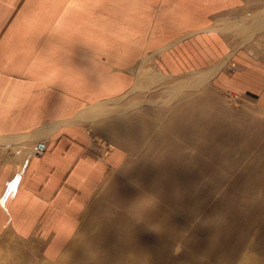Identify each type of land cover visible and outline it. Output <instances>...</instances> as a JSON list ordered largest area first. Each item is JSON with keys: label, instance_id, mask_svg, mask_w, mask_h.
<instances>
[{"label": "crops", "instance_id": "1", "mask_svg": "<svg viewBox=\"0 0 264 264\" xmlns=\"http://www.w3.org/2000/svg\"><path fill=\"white\" fill-rule=\"evenodd\" d=\"M177 81L264 111V0H0V264H82L126 107Z\"/></svg>", "mask_w": 264, "mask_h": 264}, {"label": "rangeland", "instance_id": "2", "mask_svg": "<svg viewBox=\"0 0 264 264\" xmlns=\"http://www.w3.org/2000/svg\"><path fill=\"white\" fill-rule=\"evenodd\" d=\"M170 85L126 107L135 143L95 198L104 234L82 264H264V111Z\"/></svg>", "mask_w": 264, "mask_h": 264}, {"label": "built area", "instance_id": "3", "mask_svg": "<svg viewBox=\"0 0 264 264\" xmlns=\"http://www.w3.org/2000/svg\"><path fill=\"white\" fill-rule=\"evenodd\" d=\"M46 149H47V145L44 142H40V143L36 144V146H35V152L37 154L43 153L44 151H46Z\"/></svg>", "mask_w": 264, "mask_h": 264}]
</instances>
